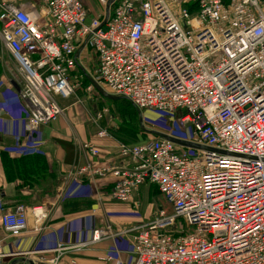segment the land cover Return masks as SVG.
<instances>
[{
    "label": "built area",
    "instance_id": "1",
    "mask_svg": "<svg viewBox=\"0 0 264 264\" xmlns=\"http://www.w3.org/2000/svg\"><path fill=\"white\" fill-rule=\"evenodd\" d=\"M109 1L97 0L103 7ZM85 2L0 0V44L21 79L17 93L2 95L0 111L8 101L19 104L22 124L3 151L42 153L40 128L63 114L57 99L70 98L80 81L99 95L87 76L134 110L168 119L183 135L167 136L192 146L158 138L126 143L99 129L83 146L90 161L68 177L112 179L109 198L120 205L153 185L171 212L161 208L147 222L115 227L107 217L96 224L95 207L53 228L47 204L0 206V264H79L102 242L124 237V260L111 247L88 264H264V0H118L104 24L103 14L89 17ZM84 54L93 55L89 74ZM100 141L117 157L103 167L95 165ZM92 191L74 181L56 198H90ZM133 207L129 216L137 219ZM26 234L35 243L21 251Z\"/></svg>",
    "mask_w": 264,
    "mask_h": 264
},
{
    "label": "crops",
    "instance_id": "2",
    "mask_svg": "<svg viewBox=\"0 0 264 264\" xmlns=\"http://www.w3.org/2000/svg\"><path fill=\"white\" fill-rule=\"evenodd\" d=\"M117 1L113 0L108 8L109 2L103 7L98 4L97 0H86L85 6L89 17H97L103 14V18H105L107 11L110 14ZM0 54H2V51H0ZM83 61L84 55L80 57V64ZM84 64L86 68L83 67V70L86 72V69L91 67L87 66V63ZM15 74L17 73L15 72ZM7 79L5 75H0V104L3 102V98L1 99L2 90L7 89V91L12 90L13 94L17 93L18 87L16 84L12 80L8 79L7 81ZM85 79L88 81L87 76ZM58 101H63V99L58 98ZM123 102L124 106L127 103L132 107L128 102L124 100ZM6 103L10 104L6 109L0 111V206L5 212L13 211L18 206H31L39 203L47 204L49 207L48 225L49 227L57 228L59 225L75 219L78 215H89L90 211L96 207L97 212L94 215H101L96 218V224L103 225L105 217H107L115 227H125L136 221L135 218L129 216L135 215L133 204L137 202L139 206L141 200L149 199L153 188L158 193L155 186L145 184L140 186L132 203L120 205L109 198L112 179L88 181L84 177H68V174L74 171L76 167L83 166L90 161L83 146L87 142H93L97 139L96 134L85 123L86 120L83 116L82 108L84 114L90 117V115L96 113L93 104L88 107L86 105L84 107L83 103V106L81 105L80 107H78L77 103L64 105L63 114L56 121L41 127L39 134L45 140L42 153L26 157L5 153L3 149L13 146L14 135L21 134L22 131L21 120H19L21 119L19 114L20 105L13 103L12 100ZM109 131L115 132L114 128ZM97 143L101 147V153L99 159L95 160L96 166L103 167L117 160L114 150L108 146L110 143L107 141ZM74 181L83 184L89 183L93 189L92 196L90 198L78 197L58 200L56 198L57 193L59 194L69 188ZM87 203L89 204L88 206ZM150 213L149 209L147 214ZM0 215H2L1 212ZM138 215L143 214L138 212ZM5 236V232L0 227V241ZM33 239L34 237L31 235H24L21 238L18 249L21 251L29 249L35 243ZM111 247H114L120 258L124 260L129 251L128 239L124 237L113 242H102L87 251L84 256H80L78 263L88 264L94 262L97 255ZM3 263L30 264L25 258L7 259Z\"/></svg>",
    "mask_w": 264,
    "mask_h": 264
},
{
    "label": "rangeland",
    "instance_id": "3",
    "mask_svg": "<svg viewBox=\"0 0 264 264\" xmlns=\"http://www.w3.org/2000/svg\"><path fill=\"white\" fill-rule=\"evenodd\" d=\"M1 51L2 54H0V75L3 74L9 80H12L18 87L17 89L18 92V90L21 88V79L19 76H17L18 74H15V72L17 73V71H15L16 66L11 60L9 54L2 48V46H1ZM82 63H87L90 67H92L93 55L91 54L89 57H87V55L84 54V61ZM86 70H87L86 72L88 73L91 72L92 69L88 67V69ZM79 87L80 88H77L75 90V93L70 98H68L67 100L58 101V104L62 110L64 105L66 106L72 105V104H76L77 102H80V105L77 104L78 107H80L82 103L84 107L85 105L88 107L90 104H93L96 113L94 115H90V117L84 114V110L81 107L83 111V116L85 117L86 120L85 123L89 128L93 130L92 131L93 133L96 134L99 129L110 130L114 128L115 131L118 130V132L122 133V134H118L120 137L122 136L125 139H127V141H132V143H140L143 141L153 139L152 136H149L140 130L138 124L139 118L137 112L129 105L125 107L122 99H118L116 101H110L102 98L100 95L96 96V94H88L84 91L85 84L81 83V81L79 83ZM6 91L7 89L2 90L1 92L2 95L7 94ZM104 110L106 111V113L101 114L102 111ZM143 113H141V116H142L144 128L150 131H157L165 135H174V134L183 135V131L177 125L172 124L168 119L157 118L155 114H152L150 112L144 111ZM99 114L101 115L102 118L98 120V124L95 126L93 124V120H94L93 118H95ZM127 120L129 124H127ZM122 129L126 130V132H123ZM41 138L43 141H45L43 137ZM138 201L140 200L138 199ZM161 208L163 211H166L167 213L171 212L170 206L165 202V200L160 194L158 195L156 190L153 188L151 190L150 198L141 200L140 205L138 206V212L143 215H138L139 217H137L136 221L133 222L131 225H135L134 223L136 222H147L155 218L156 216L155 214ZM149 209L151 213L147 214Z\"/></svg>",
    "mask_w": 264,
    "mask_h": 264
},
{
    "label": "water",
    "instance_id": "4",
    "mask_svg": "<svg viewBox=\"0 0 264 264\" xmlns=\"http://www.w3.org/2000/svg\"><path fill=\"white\" fill-rule=\"evenodd\" d=\"M112 1H113V0H111V2L109 1V4L107 5L108 8H109L110 3H112ZM108 8H107V9H108ZM108 15H109V14H108V11H107V14H106V17H105V19H104L103 24H104L105 21L107 20ZM84 46H85V43H84V45H83V46L77 51V53H76V57L79 56V54H80V52L82 51V49L84 48ZM88 81H89V83L94 87V89L96 90V92H97L102 98L107 99V100H110V101H116V100L119 99V98H116V97H113V96H110V95L106 94L103 90H101V89L96 85V83H95L93 80H91V79L88 78ZM136 112H137V114H138V118H139V119H138V124H139L140 130H141L143 133H145V134H147V135H149V136H152L153 138H158V139H162V140L169 141V142H171V143H173V144H175V145H178V146H184V147L192 146L190 143L181 142V141H179V140H177V139H175V138H171V137H169V136H167V135H165V134H163V133H160V132H157V131H150V130L144 128L141 113H140L139 111H136Z\"/></svg>",
    "mask_w": 264,
    "mask_h": 264
},
{
    "label": "trees",
    "instance_id": "5",
    "mask_svg": "<svg viewBox=\"0 0 264 264\" xmlns=\"http://www.w3.org/2000/svg\"><path fill=\"white\" fill-rule=\"evenodd\" d=\"M194 8V5H190L189 6V9H193ZM0 51H1V46H0ZM86 82V81H85ZM126 102V101H125ZM128 104L126 103L125 104V107L127 106ZM134 109V108H133ZM136 111V110H135ZM127 124H129V122H128V120H127ZM122 131L123 132H126V130H123L122 129ZM114 133V136H115V138H117L118 140H120V141H122V142H126V143H132V141H127V139H125L124 137H120L118 134H122V133H120V132H118V130L117 131H115V132H113ZM89 204L87 203V206H88Z\"/></svg>",
    "mask_w": 264,
    "mask_h": 264
}]
</instances>
